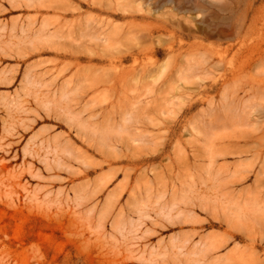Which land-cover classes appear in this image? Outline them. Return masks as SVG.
I'll list each match as a JSON object with an SVG mask.
<instances>
[{
  "label": "rangeland",
  "instance_id": "374dc122",
  "mask_svg": "<svg viewBox=\"0 0 264 264\" xmlns=\"http://www.w3.org/2000/svg\"><path fill=\"white\" fill-rule=\"evenodd\" d=\"M262 127L264 0H0V264H264Z\"/></svg>",
  "mask_w": 264,
  "mask_h": 264
},
{
  "label": "bare ground",
  "instance_id": "6f19581e",
  "mask_svg": "<svg viewBox=\"0 0 264 264\" xmlns=\"http://www.w3.org/2000/svg\"><path fill=\"white\" fill-rule=\"evenodd\" d=\"M264 127H262V129H263ZM6 167V165L5 164H3V165H0V170L2 169V168H5ZM7 177V179H11V178H9L10 176H6ZM2 178V177H1ZM0 178V179H1ZM2 180H3V178H2ZM17 180V179H16ZM10 184H14V180H13V178L11 179V181H10Z\"/></svg>",
  "mask_w": 264,
  "mask_h": 264
}]
</instances>
